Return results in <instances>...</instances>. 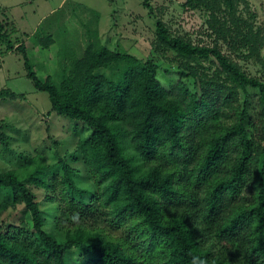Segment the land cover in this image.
<instances>
[{
    "label": "trees",
    "instance_id": "trees-1",
    "mask_svg": "<svg viewBox=\"0 0 264 264\" xmlns=\"http://www.w3.org/2000/svg\"><path fill=\"white\" fill-rule=\"evenodd\" d=\"M242 4L249 6L187 0V7L207 13L212 46L174 36L158 19L156 48L174 52L179 62L180 82L171 91L152 61L101 45L88 47L59 85L41 81L20 46L27 76L49 94L53 111L85 124L88 135L77 150L98 190L78 186L76 170L60 159L66 186L56 195V228L65 236L57 240L31 188L57 200L47 166L0 173V191L24 204L33 220L32 230L19 235L0 232V264H71L74 249L83 252L82 264H192L194 255L206 264H264V81L219 45L259 55L264 42L243 18ZM7 25L0 20V45L6 44L0 54L14 50ZM203 60L215 70L202 69ZM110 67L113 77L99 73ZM184 78L194 80L195 90ZM4 94L20 97L3 88L0 99ZM104 221L114 230L125 225L126 234L115 236Z\"/></svg>",
    "mask_w": 264,
    "mask_h": 264
},
{
    "label": "rangeland",
    "instance_id": "rangeland-1",
    "mask_svg": "<svg viewBox=\"0 0 264 264\" xmlns=\"http://www.w3.org/2000/svg\"><path fill=\"white\" fill-rule=\"evenodd\" d=\"M3 1V0H1ZM10 13L0 9V20L8 23L14 50L0 54V90L3 88L20 97L3 95L0 99V173L10 170L21 173L38 163L47 166L55 179L56 197L65 189L64 172L60 159L74 170L80 187L94 193L98 186L82 155L77 150L78 141L88 135L85 124L53 111L49 94L36 89L27 76L23 54L24 45L33 70L41 81L51 78L57 85L71 73L77 60L84 57L88 47L105 46L111 51L127 52L143 62L152 61L158 67V78L169 90L180 82L179 62L175 53L156 48V26L161 19L174 36H181L194 44L212 46L215 37L207 25L208 15L203 10L186 6L187 0H4ZM241 5L244 19L260 32L264 42V0H247ZM13 21H11V20ZM12 24V25H10ZM14 30V31H13ZM221 50L231 55L250 76L264 81V43L258 56L247 58L248 53H231L220 42ZM0 45V51L5 49ZM202 69L214 71L211 61H201ZM115 67L99 70L113 77ZM195 90L193 79L181 80ZM251 106H258V92L250 90ZM241 104L244 98L241 99ZM43 210L46 227L57 240L65 232L56 228L61 215L58 201L47 200L45 189L31 185ZM0 191V232L20 234V229L32 230L33 220L24 204ZM5 207V206H4ZM115 236L126 234L123 228H112L108 221L102 223ZM22 240V238H20ZM84 254L79 249L68 255L71 264H82Z\"/></svg>",
    "mask_w": 264,
    "mask_h": 264
},
{
    "label": "crops",
    "instance_id": "crops-1",
    "mask_svg": "<svg viewBox=\"0 0 264 264\" xmlns=\"http://www.w3.org/2000/svg\"><path fill=\"white\" fill-rule=\"evenodd\" d=\"M0 9L6 15H8V13H10V7H8V5L4 2V0L3 1L0 0ZM8 17H9V15H8ZM11 21H13V20H11Z\"/></svg>",
    "mask_w": 264,
    "mask_h": 264
},
{
    "label": "clouds",
    "instance_id": "clouds-1",
    "mask_svg": "<svg viewBox=\"0 0 264 264\" xmlns=\"http://www.w3.org/2000/svg\"><path fill=\"white\" fill-rule=\"evenodd\" d=\"M192 264H206V262L199 256L192 257Z\"/></svg>",
    "mask_w": 264,
    "mask_h": 264
}]
</instances>
